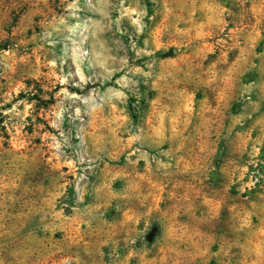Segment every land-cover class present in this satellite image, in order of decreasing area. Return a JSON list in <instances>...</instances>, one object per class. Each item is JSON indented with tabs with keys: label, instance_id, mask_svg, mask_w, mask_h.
Listing matches in <instances>:
<instances>
[{
	"label": "rangeland",
	"instance_id": "374dc122",
	"mask_svg": "<svg viewBox=\"0 0 264 264\" xmlns=\"http://www.w3.org/2000/svg\"><path fill=\"white\" fill-rule=\"evenodd\" d=\"M0 264H264V0H0Z\"/></svg>",
	"mask_w": 264,
	"mask_h": 264
}]
</instances>
